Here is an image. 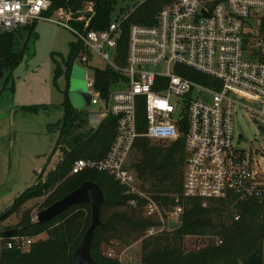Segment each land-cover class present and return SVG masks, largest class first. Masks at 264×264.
<instances>
[{
  "label": "built area",
  "instance_id": "1",
  "mask_svg": "<svg viewBox=\"0 0 264 264\" xmlns=\"http://www.w3.org/2000/svg\"><path fill=\"white\" fill-rule=\"evenodd\" d=\"M53 4L0 0V35L49 22L78 38L82 50L74 66L86 71L90 106L97 107L103 120L114 118L117 128L106 157L77 160L73 175L108 173L129 195L147 199L146 215L162 221L148 236L170 231L171 220L181 222L184 206L178 204L164 218L162 207L137 190L128 160L139 139L167 144L185 140L186 199L206 206L230 195L242 202L264 195L259 163L264 151L240 148L243 134L236 133L241 117L264 120V0H171L154 25H131L125 41L123 25L129 15L96 31L91 29L94 3L52 11ZM93 59L105 68L91 66ZM107 68L117 77L105 96L97 89L95 73ZM260 129L264 132L263 125ZM130 205L137 206V199ZM33 242L0 234V255L13 249L25 252Z\"/></svg>",
  "mask_w": 264,
  "mask_h": 264
},
{
  "label": "trees",
  "instance_id": "2",
  "mask_svg": "<svg viewBox=\"0 0 264 264\" xmlns=\"http://www.w3.org/2000/svg\"><path fill=\"white\" fill-rule=\"evenodd\" d=\"M171 0H147L129 13L123 29L126 37L133 24L154 25L159 12ZM85 2L94 3L96 16L91 29L106 30L116 19L115 0H54L53 10L67 8L78 10ZM28 27V26H27ZM26 27V28H27ZM29 28L33 32V28ZM14 33L0 35V60L5 70L14 71L23 60L17 52ZM125 48V43H124ZM82 50L80 44H73L71 53L63 64L56 68V76L66 75L70 79L73 66ZM97 89L106 96L117 75L110 69L96 70ZM200 77H198V80ZM68 100L65 92V115L55 129L60 131L54 153L61 148L62 158L46 177L28 188L13 204L9 213L0 217L2 223L19 212L29 202L49 195L44 203L47 209L86 182L98 184L105 195L101 207L102 226L98 227L93 243L92 255L100 264H121L116 259L101 257V247L112 240L122 241L125 246L144 239L140 264H264V195L242 202L234 196L220 200L204 201L183 197L186 169L185 140L156 143L139 139L135 146L138 154L132 165L142 182L141 192L154 199L163 209L184 206L181 226L159 236H148L150 229L161 226V221L146 215L147 199L127 193L108 173L86 170L71 175L74 163L79 159L101 160L109 153L115 135L116 120L105 119L97 129L84 130L86 121L81 120ZM58 129V130H57ZM49 130L53 131L54 128ZM84 130V131H83ZM137 199V206L130 202ZM163 216H166L164 213ZM167 217V216H166ZM165 217V218H166ZM236 218H238L236 220ZM92 223V211L88 204L71 207L61 216L46 223H36L28 210L21 215L16 227L0 231L1 235L24 236L34 239L30 249L5 250L0 255V264H73L74 255ZM1 230V229H0ZM46 235V239L40 238ZM212 236L219 238L222 246L212 244L199 251L187 253L184 239Z\"/></svg>",
  "mask_w": 264,
  "mask_h": 264
},
{
  "label": "rangeland",
  "instance_id": "3",
  "mask_svg": "<svg viewBox=\"0 0 264 264\" xmlns=\"http://www.w3.org/2000/svg\"><path fill=\"white\" fill-rule=\"evenodd\" d=\"M115 1L114 16L117 19L128 15L147 0ZM33 25H35L34 31L30 32L29 28ZM33 25L13 32L17 42V52L22 53L23 60L14 71L5 70L4 78L0 80V217L9 213L18 197L28 188L39 182H45L49 172L55 169L61 160L60 150L55 152L51 161L50 158L59 140L60 131L55 129L65 115L66 90H76L87 96L89 93L86 79L67 80L64 74L56 76L58 66L65 70L63 62L69 57L72 45L78 44V38L68 29L49 22H38ZM91 66L105 68V64L97 59H93ZM2 115L6 116L1 118ZM77 115L81 120L86 121L84 130L96 129L102 119L96 106H89L85 111H79ZM261 125L264 126V120H255L249 116L241 117L239 122L237 121L236 133L243 134V139L239 140L240 148L246 151L251 149L264 151V132L260 129ZM50 128L54 130L51 131ZM151 143L155 145L157 142L151 141ZM137 154L138 151L134 147L128 166L136 176L137 190L141 191L142 182L132 168ZM259 163L264 171V160L261 157ZM127 193L129 194L128 191ZM48 197L49 195H46L29 202L19 213L23 215L29 210L36 222L37 214L45 210L44 203ZM172 209L162 208V214L169 213ZM21 215L13 214L6 219L0 227L1 233L13 230L19 223ZM156 219L161 220L159 216ZM159 231L151 237L169 232L163 230L159 233ZM5 236L9 237V235ZM40 238L46 239L47 236ZM218 239L212 236L188 237L184 239V248L190 253L212 244L222 246ZM143 240L129 246H125L122 241L112 240L101 247V257L116 259L121 264H140ZM225 259L217 264H224Z\"/></svg>",
  "mask_w": 264,
  "mask_h": 264
},
{
  "label": "water",
  "instance_id": "4",
  "mask_svg": "<svg viewBox=\"0 0 264 264\" xmlns=\"http://www.w3.org/2000/svg\"><path fill=\"white\" fill-rule=\"evenodd\" d=\"M4 69L0 60V80L4 78ZM86 71L74 66L71 72V78L85 79ZM68 100L76 111H85L90 106V97L75 91H69ZM6 115H2L1 118ZM264 130V129H263ZM105 202V195L102 188L94 182H86L82 184L77 190L64 197L62 200L56 202L49 208L37 214L36 223H46L64 214L73 206L88 204L92 211V223L88 229L82 243L78 247L73 264H100L92 255V243L98 227L102 226L101 207ZM181 226V223L170 221V231H174Z\"/></svg>",
  "mask_w": 264,
  "mask_h": 264
},
{
  "label": "crops",
  "instance_id": "5",
  "mask_svg": "<svg viewBox=\"0 0 264 264\" xmlns=\"http://www.w3.org/2000/svg\"><path fill=\"white\" fill-rule=\"evenodd\" d=\"M103 121H104L103 119L100 120V122H99L98 126L96 127V129L101 125V123H102ZM58 150L61 151L60 148H59ZM58 150H57V151H58ZM53 156H54V155H53ZM53 156H51L50 161L52 160ZM48 164H49V163H48ZM48 164H47V165H48ZM52 167H53V166H52ZM52 167H51V168H52ZM51 168H50V170H51ZM53 169H54V168H53Z\"/></svg>",
  "mask_w": 264,
  "mask_h": 264
}]
</instances>
